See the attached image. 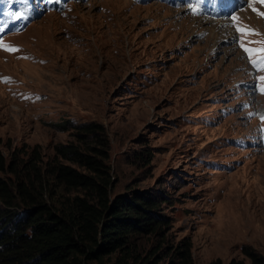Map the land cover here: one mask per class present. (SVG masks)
Listing matches in <instances>:
<instances>
[{
  "label": "rangeland",
  "instance_id": "obj_1",
  "mask_svg": "<svg viewBox=\"0 0 264 264\" xmlns=\"http://www.w3.org/2000/svg\"><path fill=\"white\" fill-rule=\"evenodd\" d=\"M134 1L79 0L1 37L15 51L0 47V150L26 159L39 147L58 165L69 164L58 146L99 147L113 195L168 199L157 211L168 227L135 237L144 258L172 264L189 239L195 264H251L244 248L264 256V72L239 42L261 47L264 18L248 6L237 27L260 35L233 20L232 39L220 21Z\"/></svg>",
  "mask_w": 264,
  "mask_h": 264
},
{
  "label": "trees",
  "instance_id": "obj_2",
  "mask_svg": "<svg viewBox=\"0 0 264 264\" xmlns=\"http://www.w3.org/2000/svg\"><path fill=\"white\" fill-rule=\"evenodd\" d=\"M83 131L97 130L89 125ZM55 150L69 164H44L39 147L26 159L14 150L8 160L0 150V174L6 177L0 176V264H93L113 255L117 264H159L140 254L135 237L168 227L157 213L168 199L113 195L109 156L99 147ZM192 249L191 240L182 241L170 262L195 264ZM243 254L251 264H264V256L250 248Z\"/></svg>",
  "mask_w": 264,
  "mask_h": 264
},
{
  "label": "snow or ice",
  "instance_id": "obj_3",
  "mask_svg": "<svg viewBox=\"0 0 264 264\" xmlns=\"http://www.w3.org/2000/svg\"><path fill=\"white\" fill-rule=\"evenodd\" d=\"M256 4L264 5V0H251V2L249 4V7H252V10L254 12H256L258 16H260L261 18H264V12H259L254 7V5H256ZM193 11L194 12H199V9L198 8H193ZM16 18L20 19L21 18V14L17 13L16 14ZM231 19L236 21L237 24H239V19L240 18L238 16H233ZM237 31L243 36L260 35V33L255 32V31H253L251 29H246L244 27H237ZM258 43H260L262 45L259 48H250V47L245 46L244 43H241L240 46L243 49V51L247 54L249 60L253 64V66L259 72H264V41H260ZM0 47L4 48L5 50H8V51H15V49H11L7 45H5L2 40H0ZM259 80L261 81L260 92L262 94H264V76H260ZM261 119L264 120V116H262Z\"/></svg>",
  "mask_w": 264,
  "mask_h": 264
},
{
  "label": "bare ground",
  "instance_id": "obj_4",
  "mask_svg": "<svg viewBox=\"0 0 264 264\" xmlns=\"http://www.w3.org/2000/svg\"><path fill=\"white\" fill-rule=\"evenodd\" d=\"M264 10V9H263ZM246 12V9H244L243 11H241V12H238L235 16H240L241 14H243V13H245ZM244 16H247V15H244ZM201 17H198L197 19H200ZM204 21H207V22H211V21H220V22H222L223 23V29H229V30H231L232 32L234 31V29H231L229 26V21H224V20H212V19H208V18H202ZM227 25V26H226ZM237 26H238V24L236 25V28H237ZM242 27H244V28H246V27H248V26H242ZM237 30V29H236ZM230 31V32H231ZM214 32V31H213ZM235 36H236V31H235V33L233 32V34L231 35V38L232 39H234L235 38ZM242 37V36H241ZM243 41L241 40L240 42H239V48L241 49V51L243 52V49L241 48V43H242ZM245 46H246V44H245ZM244 53V52H243ZM244 55V54H243Z\"/></svg>",
  "mask_w": 264,
  "mask_h": 264
}]
</instances>
